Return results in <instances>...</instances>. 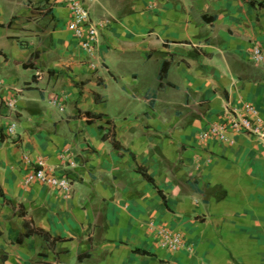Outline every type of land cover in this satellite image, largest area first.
Returning <instances> with one entry per match:
<instances>
[{"label":"crops","instance_id":"0c3cea01","mask_svg":"<svg viewBox=\"0 0 264 264\" xmlns=\"http://www.w3.org/2000/svg\"><path fill=\"white\" fill-rule=\"evenodd\" d=\"M82 1L106 21L92 53L63 0H0V264H264V138H201L246 104L264 119V7ZM39 159L70 192L24 186Z\"/></svg>","mask_w":264,"mask_h":264},{"label":"built area","instance_id":"2783aa9c","mask_svg":"<svg viewBox=\"0 0 264 264\" xmlns=\"http://www.w3.org/2000/svg\"><path fill=\"white\" fill-rule=\"evenodd\" d=\"M63 2L71 14L68 28L72 31L74 37L79 39L82 49L92 53L97 46L100 29L106 24V21H93L82 0H63ZM251 55L255 61L262 60L263 53L259 45H253ZM53 100L56 101L57 99ZM14 105L15 99H8L5 102V106L9 109H12ZM5 133L7 135L15 133L14 122H11L6 127ZM233 133L252 134L264 138V119L259 115L258 109L249 104H246L241 111L232 109L222 121L211 123L201 134V138L212 137L227 141ZM69 163L74 164V161ZM33 182L57 187L64 193H68L71 190V182L66 175H54L49 171L45 161L42 159L33 163V166L28 168L23 176L24 186H29ZM157 238L161 246L166 249L178 250L184 245L183 235L178 231L159 227Z\"/></svg>","mask_w":264,"mask_h":264},{"label":"trees","instance_id":"16d2710c","mask_svg":"<svg viewBox=\"0 0 264 264\" xmlns=\"http://www.w3.org/2000/svg\"><path fill=\"white\" fill-rule=\"evenodd\" d=\"M250 2H251V4H256V5L260 6V7H264V3H262V2H256V1H254V0H250ZM116 144H117V143L115 142V145H116ZM139 169H141L143 176H144L149 182H151V183L154 184L153 179H152V178L146 173L145 169H142V168H140V167H139ZM158 191H159V193L162 195L163 199L165 200V197H164V195L162 194L161 190L158 189ZM37 232H38V234H41L45 239H49V234H47V233H45V232H42L41 230H38ZM135 251H137V252H141V253H143V254L147 253V251L142 250V249H135Z\"/></svg>","mask_w":264,"mask_h":264}]
</instances>
